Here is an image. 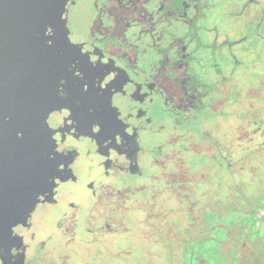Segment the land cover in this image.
I'll list each match as a JSON object with an SVG mask.
<instances>
[{
  "label": "flooded vegetation",
  "instance_id": "af4514ba",
  "mask_svg": "<svg viewBox=\"0 0 264 264\" xmlns=\"http://www.w3.org/2000/svg\"><path fill=\"white\" fill-rule=\"evenodd\" d=\"M43 13L32 81L0 92L33 196L0 205V264H264V0Z\"/></svg>",
  "mask_w": 264,
  "mask_h": 264
},
{
  "label": "water",
  "instance_id": "95a60500",
  "mask_svg": "<svg viewBox=\"0 0 264 264\" xmlns=\"http://www.w3.org/2000/svg\"><path fill=\"white\" fill-rule=\"evenodd\" d=\"M50 6L52 0H0V92L16 94L28 88L32 71L43 59L31 36L37 32L36 26L40 24L37 19L44 15L43 9ZM0 142L6 143L0 150V205L16 208L24 203L20 207L30 211L33 203L30 183L9 178V171L16 167L20 142L10 135L1 116Z\"/></svg>",
  "mask_w": 264,
  "mask_h": 264
},
{
  "label": "rangeland",
  "instance_id": "374dc122",
  "mask_svg": "<svg viewBox=\"0 0 264 264\" xmlns=\"http://www.w3.org/2000/svg\"><path fill=\"white\" fill-rule=\"evenodd\" d=\"M212 15L216 17L218 21H220L221 25L219 27L222 28V30H227L229 27L228 24L223 23V20L221 19V17L224 15L223 10H216Z\"/></svg>",
  "mask_w": 264,
  "mask_h": 264
}]
</instances>
